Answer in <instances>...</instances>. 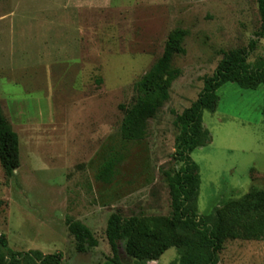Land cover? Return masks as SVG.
<instances>
[{
  "label": "rangeland",
  "instance_id": "rangeland-1",
  "mask_svg": "<svg viewBox=\"0 0 264 264\" xmlns=\"http://www.w3.org/2000/svg\"><path fill=\"white\" fill-rule=\"evenodd\" d=\"M258 0H0V101L20 139L21 165L0 163V234L16 251L61 253L63 264L113 256L111 213L167 217L166 172L179 170L174 120L194 102L224 52L250 49L264 59ZM185 28L182 73L142 141L120 136L121 103L163 53L169 33ZM214 111L203 113L210 140L190 156L198 165V212L207 216L253 188L264 189V84L227 82ZM114 158L109 182L97 178ZM67 219L88 225L98 246L78 252ZM221 264H264V240L228 239ZM176 247L145 264H173ZM125 264H139L120 245Z\"/></svg>",
  "mask_w": 264,
  "mask_h": 264
},
{
  "label": "trees",
  "instance_id": "trees-1",
  "mask_svg": "<svg viewBox=\"0 0 264 264\" xmlns=\"http://www.w3.org/2000/svg\"><path fill=\"white\" fill-rule=\"evenodd\" d=\"M261 30L264 36V0H258ZM188 30L173 29L165 42L163 53L136 82L135 97L121 103L123 117L120 136L126 141H142L149 132L150 120L155 118L170 99V89L182 73L173 65L175 56L185 54ZM250 49L233 48L224 52L215 72L203 78L198 98L178 114L174 120L177 129L174 158L181 163L174 173L166 172L171 195V213L167 217H125L119 212L110 214L106 236L113 256L103 263L125 264L120 257L123 243L130 258L139 264L157 260L169 248L176 247L179 256L173 264H221L220 251L228 239L264 240V189L253 188L239 200L225 202L213 213L201 216L198 212L200 174L190 153L210 140L203 124L205 110L217 108L218 89L227 82H235L245 89H256L264 84V59L255 64L248 61ZM264 113V108H263ZM0 163L8 177L21 165L20 139L7 119L0 101ZM117 161L105 160L97 178L109 182ZM68 230L75 239L78 252H87L98 246L91 228L77 219H67ZM61 253L45 254L41 250L16 251L10 248L5 234H0V264H63Z\"/></svg>",
  "mask_w": 264,
  "mask_h": 264
}]
</instances>
